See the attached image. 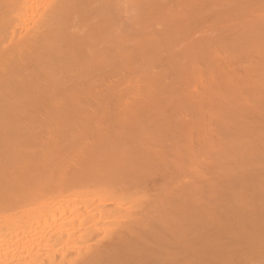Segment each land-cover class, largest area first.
<instances>
[{
    "label": "bare ground",
    "instance_id": "bare-ground-1",
    "mask_svg": "<svg viewBox=\"0 0 264 264\" xmlns=\"http://www.w3.org/2000/svg\"><path fill=\"white\" fill-rule=\"evenodd\" d=\"M0 264H264V0H0Z\"/></svg>",
    "mask_w": 264,
    "mask_h": 264
}]
</instances>
